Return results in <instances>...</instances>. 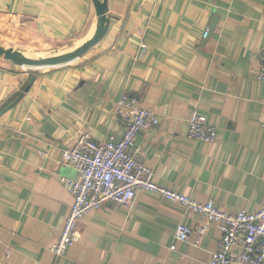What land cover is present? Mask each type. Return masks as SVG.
Returning a JSON list of instances; mask_svg holds the SVG:
<instances>
[{
    "label": "crops",
    "instance_id": "1",
    "mask_svg": "<svg viewBox=\"0 0 264 264\" xmlns=\"http://www.w3.org/2000/svg\"><path fill=\"white\" fill-rule=\"evenodd\" d=\"M106 4L104 35L67 63L0 56V264H208L221 226L144 190L130 209L107 200L90 210L78 240L61 256L51 250L73 201L60 176H78L62 152L85 131L121 138L123 93L159 116L136 137L157 183L229 211L264 205V81L254 74L264 0ZM0 17L16 24L17 40L72 49L97 25L92 0H0ZM193 109L217 128L214 141L187 136ZM180 222L189 241L174 237Z\"/></svg>",
    "mask_w": 264,
    "mask_h": 264
},
{
    "label": "built area",
    "instance_id": "2",
    "mask_svg": "<svg viewBox=\"0 0 264 264\" xmlns=\"http://www.w3.org/2000/svg\"><path fill=\"white\" fill-rule=\"evenodd\" d=\"M207 33L208 29L204 30L203 36ZM258 60L259 66L254 74L264 81V48L260 50ZM137 103L135 96L123 93L116 104L114 112L123 125L121 138L110 136L108 140L97 141L85 131L63 150L62 161L74 167L78 176H60L73 201L61 233L51 246L55 256L63 255L78 240V223L84 214L107 200L130 209L138 191L144 190L178 202L202 214L207 222L221 226V236L208 264H264V205L254 211H229L217 206L212 199L200 201L157 183L152 168L136 145V137L141 130L156 126L159 116L154 110ZM186 134L190 138L212 142L217 128L193 109L187 119ZM191 232L189 225L180 222L176 225L174 237L189 241ZM174 246L171 244L170 248Z\"/></svg>",
    "mask_w": 264,
    "mask_h": 264
},
{
    "label": "water",
    "instance_id": "3",
    "mask_svg": "<svg viewBox=\"0 0 264 264\" xmlns=\"http://www.w3.org/2000/svg\"><path fill=\"white\" fill-rule=\"evenodd\" d=\"M95 6L96 15H97V25L90 38L82 42L77 47H74L67 52L50 57H40V58H31L18 50H15L13 47H5L0 44V56L9 59L15 63H19L25 66L30 67H42V66H53L63 63H67L81 54H83L91 45L95 44L105 33L108 25V16H107V4L106 0H92ZM33 81V76L30 78L29 84ZM28 84V86H29ZM28 86L25 87L27 90Z\"/></svg>",
    "mask_w": 264,
    "mask_h": 264
},
{
    "label": "rangeland",
    "instance_id": "4",
    "mask_svg": "<svg viewBox=\"0 0 264 264\" xmlns=\"http://www.w3.org/2000/svg\"><path fill=\"white\" fill-rule=\"evenodd\" d=\"M9 21L0 17V25L4 24L5 21L9 25H5V29H0V44L5 47H13L17 49L24 55L31 57V58H40V57H50V56H57L67 52L68 50L72 49V46H57L53 43L33 40L26 41L24 39L17 40V37L14 36L17 32V26L12 21V19H8ZM23 35V34H21ZM27 36V35H25ZM28 37V36H27ZM30 38V37H29Z\"/></svg>",
    "mask_w": 264,
    "mask_h": 264
},
{
    "label": "bare ground",
    "instance_id": "5",
    "mask_svg": "<svg viewBox=\"0 0 264 264\" xmlns=\"http://www.w3.org/2000/svg\"><path fill=\"white\" fill-rule=\"evenodd\" d=\"M95 28H96V26H94V27L92 28L90 34L94 31ZM90 34H89V35H90Z\"/></svg>",
    "mask_w": 264,
    "mask_h": 264
},
{
    "label": "trees",
    "instance_id": "6",
    "mask_svg": "<svg viewBox=\"0 0 264 264\" xmlns=\"http://www.w3.org/2000/svg\"><path fill=\"white\" fill-rule=\"evenodd\" d=\"M204 32V31H203Z\"/></svg>",
    "mask_w": 264,
    "mask_h": 264
}]
</instances>
